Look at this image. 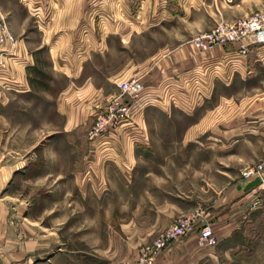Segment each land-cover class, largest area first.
<instances>
[{"label": "crops", "instance_id": "1", "mask_svg": "<svg viewBox=\"0 0 264 264\" xmlns=\"http://www.w3.org/2000/svg\"><path fill=\"white\" fill-rule=\"evenodd\" d=\"M48 1L53 7L49 15H43L39 6L31 12L26 8V15L24 13L22 17H15L8 12L4 14L15 44L3 68H0V99L6 101V92L9 91L17 94L30 92L29 72L36 63V53L44 49L50 66L67 79L66 86L55 98V108L62 117L61 142L72 149L78 146V130L83 129L86 139L91 125L87 123L91 119L90 113L95 109L97 111L104 100L107 102L118 94L117 83L137 76L133 73L135 64L128 61L103 79L106 86H114L111 91H105L104 84L95 85L89 75L85 76V68L91 64V58L96 53L102 54L101 51L110 49L109 42L112 40L125 44L132 35L145 32L149 26L147 15L154 6V0ZM18 3L24 5L20 0ZM134 4L136 10L133 9ZM56 6L58 11L55 10ZM238 7L236 5V9H231L230 18L239 19L249 15L244 8L236 11ZM29 18L32 19V26L29 25ZM244 44L248 50L244 58L237 57L236 43L217 47L210 54L199 53L190 46H181L161 54L145 65L139 78L143 87L142 95L133 103L129 120L102 137L107 146L109 143L110 149L106 150L110 153L107 155L109 159L103 157L104 154L103 158L100 157L103 151L99 153V150L106 148V143L101 145L102 142H89L87 139L81 141L79 160L83 163V175L89 178L90 172H96V177H104L111 168L104 163L111 162L117 168L116 171L128 179L127 192L142 196V201L129 205V219L119 225L116 231H111L107 240L112 244L107 249L106 264H141L139 259L144 249L151 247L158 233L177 217L193 210H198L201 215L194 232L156 252L151 264H256V258L264 257L258 251V243L264 244V231L256 232L257 227L264 225V193L258 195L260 205L248 210L246 207L255 195L253 192L243 193L244 185L239 180V172L245 165L264 160V45L254 44L251 38H247ZM80 79H83L82 82L77 84ZM220 80L224 81L225 92L231 89L234 81H239L243 87L246 85L247 90L239 91L238 95L231 92L223 96L216 95V81ZM185 83H191L187 99L190 97L193 105L199 107L201 103L210 104L212 100L214 104L203 110L202 115L191 123L182 135L181 143L186 140L198 142L207 135L209 173L213 178H235L233 183L226 182L223 187H219L217 196L195 202L191 210L173 203L167 196L163 199L149 196L151 185L146 181H143V185L138 183L135 186V182L131 185L132 179L155 176L146 165L154 156L148 147L149 142L152 145L151 138L143 131L144 128L147 131L148 126L133 120L134 105L151 106L157 98L162 99L164 95L165 99L167 94H173V88ZM237 98L238 101H235ZM170 102L173 106L171 99ZM217 143H220V150H224L225 154L230 149L234 152L230 159L224 158L223 168L220 169H216L219 162L216 158ZM57 146H60L59 140L48 145L47 150L34 154L42 161H49L58 152ZM211 150H214L213 155H210ZM96 154L100 163L104 164L103 171L102 166L99 168L98 164L95 165ZM19 168V165L0 166V192L9 175ZM231 169H240L237 170L238 175ZM42 172L33 177L42 175ZM92 182L93 179L86 185L88 193L117 192L109 186L94 185ZM216 188L213 186L211 189H214L213 193H216ZM4 210L7 209L1 201V219ZM16 211L17 217L21 215V220H17L15 232L11 230L9 236H0L1 258H4L5 251L7 258L15 257L17 263L21 261L27 264L46 254L50 233H42L44 229L40 224L26 217L24 207L16 206ZM204 225L211 228L216 242L213 247H198L196 244L197 231ZM8 248L12 251L10 254ZM236 259L239 262H234Z\"/></svg>", "mask_w": 264, "mask_h": 264}, {"label": "rangeland", "instance_id": "2", "mask_svg": "<svg viewBox=\"0 0 264 264\" xmlns=\"http://www.w3.org/2000/svg\"><path fill=\"white\" fill-rule=\"evenodd\" d=\"M20 1L24 2V5L18 3V0H0L3 16L8 12L15 17H22L24 13L26 15V8L31 12L36 6L40 7L43 15H49V10L53 9L48 0ZM236 5L239 6L236 11L244 8L251 14L264 9V0H154V6L147 15V30L132 35L125 44L114 40L109 42V50L101 51L102 54L96 53L91 58V64L85 68V76L89 75L95 85H102L106 76L130 61L135 64L133 73H136L135 77L139 79L145 65L161 54L181 46L191 47L190 41L196 35L206 33L219 23L238 20L230 18V11L236 9ZM58 9L56 6L55 10ZM133 9L136 10L135 4ZM29 25L32 26L31 18ZM45 35L47 38L48 29ZM35 61L32 71L29 72L30 92L17 94L9 91L6 92V101L0 99V166L20 167L9 175L0 192V202L2 201L7 209L3 211L5 214L2 219L0 216V236H9L11 230L15 232L16 222L21 220V215L17 217L16 206L24 207L26 217L38 222L44 229L42 233H50L46 254L27 264H106L107 249L112 244L107 240L111 231H116L119 225L129 219V205L142 201V196H133L127 192L128 179H124L111 162L104 163L111 166L109 174L104 177H96V172H90L89 178L83 175V163L81 164L79 155L81 141H86L87 133L85 139L83 129L78 130V146L72 149L63 146L62 117L57 114L55 108V98L66 86L67 79L50 66L44 49L36 53ZM223 83V80L216 81V95L223 96L230 92L238 95L239 91L247 90L246 85L243 87L239 81H234L231 89L225 92ZM112 89L113 85L104 84L105 91ZM190 92L191 83H185L173 88V94H167L165 99L164 95L162 99L157 98L151 106L143 107L138 103L134 105L133 120L148 126L147 131L145 128L143 131L149 139L151 138L152 145L149 142L148 147L154 156L146 165L155 176L131 180V185L135 182V186L138 183L143 185V181L148 182L151 185L149 196L157 199L167 196L168 200L189 210L195 207V202L217 196L219 187L235 180L234 177L213 178L209 173L207 135L201 137L198 142L186 140L181 143L182 135L187 132L191 123L202 115L203 110L214 104L212 100L210 104L205 102L197 107L190 101V97L187 99ZM141 95L142 92L139 98ZM170 99L173 106L169 103ZM184 99L186 101L183 103ZM235 101H238V98ZM105 105L106 100L100 104L97 111L95 109L90 113L91 119L89 118L87 123L92 125L96 115L102 113ZM57 140L59 150L49 161H42L34 154L47 150L48 145H53ZM95 142H102L101 145L106 143L102 138ZM217 145L216 158L219 162L216 169H220L223 168L224 158L230 159L234 152L230 149L225 154L224 150H220V143ZM99 146L100 144L97 149ZM105 146L106 148L99 150V153L103 151L101 158L110 155L106 151L110 149L109 143ZM210 153L213 155L214 150ZM96 155L95 165L98 164L99 168L102 166L103 171L104 164L100 163L101 160L98 154ZM240 169L231 170L238 175L237 170ZM41 171L42 175L33 177ZM229 173L232 175V172ZM92 179L94 185H106L117 192H86V185ZM212 185L217 187L216 193H213L214 189L211 190ZM246 208L252 210L249 205ZM258 231L262 233L264 225L257 227L256 232ZM8 244L10 247V242ZM258 244V251L264 254V244ZM258 244L256 245L259 246ZM8 252H12L10 248ZM5 253L4 251V258H1L3 254L0 253V264H22L21 261L17 263L15 257L7 258ZM256 260V264H264V257ZM234 262L239 261L236 259Z\"/></svg>", "mask_w": 264, "mask_h": 264}, {"label": "built area", "instance_id": "3", "mask_svg": "<svg viewBox=\"0 0 264 264\" xmlns=\"http://www.w3.org/2000/svg\"><path fill=\"white\" fill-rule=\"evenodd\" d=\"M251 38L254 44L264 45V9L251 13L236 21L222 22L206 33H200L190 41L191 47L199 53H212L217 47L238 44L236 55L244 58L247 55V46L244 41ZM15 39L8 30L7 23L0 11V68H3L9 54L14 48ZM118 94L110 97L101 114L96 115L87 132L89 142H95L103 136L113 132L117 127L129 120L133 103L143 91L140 80L131 77L117 83ZM259 179V185L250 192L255 197L249 208L254 209L259 204V196L264 193V160L255 164L245 165L239 172V180L245 185ZM198 210L177 217L169 226L160 231L150 248L143 251L139 259L141 264H151L153 255L164 250L170 243L191 234L197 227L200 219ZM196 244L198 247H213L216 245L211 228L204 225L197 231Z\"/></svg>", "mask_w": 264, "mask_h": 264}, {"label": "water", "instance_id": "4", "mask_svg": "<svg viewBox=\"0 0 264 264\" xmlns=\"http://www.w3.org/2000/svg\"><path fill=\"white\" fill-rule=\"evenodd\" d=\"M258 185H259V179H254V180L248 182L243 187V193L250 192L251 190H253Z\"/></svg>", "mask_w": 264, "mask_h": 264}]
</instances>
